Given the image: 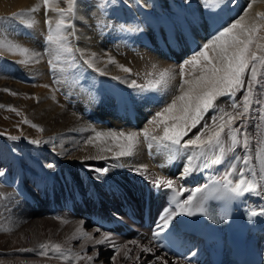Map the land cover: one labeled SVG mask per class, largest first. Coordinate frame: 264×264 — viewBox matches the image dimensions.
<instances>
[{
  "label": "bare ground",
  "instance_id": "obj_1",
  "mask_svg": "<svg viewBox=\"0 0 264 264\" xmlns=\"http://www.w3.org/2000/svg\"><path fill=\"white\" fill-rule=\"evenodd\" d=\"M155 1L159 5L160 1ZM39 2L40 0H0V16L1 14H10L14 17L16 24H28L31 28L35 29L42 27L35 18V14H33L36 13L33 9L37 11L39 8ZM53 2L50 1L49 4L51 5L52 3L53 5ZM169 2H171L175 10L174 19H177L175 22H172L171 17L166 15L165 12L159 20L142 9V6L139 10L138 7L136 8L139 11L138 16L142 18L138 24L144 27V31L135 35L128 34L126 41L133 49L138 52L143 51V53L139 54L136 58L131 56V65L126 62L127 59H117L111 54L108 55L109 53L99 52L101 51L99 48L98 51L92 49L87 52V57L88 55H97L100 58L99 61L94 56L95 60L93 59V61L96 64L109 63V58H111L115 62V67H117L116 69L119 70L120 74L121 72L127 73L123 69L128 68L130 72L127 75H132L133 78H131L137 84L140 83L139 85L146 86L144 89L147 91H142L141 89H127L120 85L99 81L95 85V90L91 91L88 88V91L92 92L93 96H103L108 97L110 100L112 99L113 101L111 100L110 102L113 103V108L109 106L110 103H107L109 104L107 105L108 109L111 108L112 110V115L114 114L115 118H125L127 122L129 116H131L135 120V126L140 123L142 112L144 113L145 110L147 111L151 107H156L157 103V106L165 104L163 99L164 93L171 94L172 98L170 99H173L174 95L179 94V92L172 94L168 88L169 86L167 87L166 85L169 82L171 84L176 78L174 68L168 67V62L171 60L175 61L177 58H180V55L185 58L188 56L186 60L183 59L185 62L192 58L195 53L192 52V54L191 51L199 50L202 42H206L203 41L205 37L211 33L215 35L216 31L220 26H223L226 20L232 21L243 17L245 24H253L256 20L255 17L260 16L259 14L262 15V12H264V0H251V8H246L244 12L241 11L243 0H234V2L233 0H216L211 7L203 4L205 13H202L196 0H191L190 4H187L185 12L177 6L174 0H169ZM121 3L120 1L118 7L121 6ZM122 6L119 12L123 16ZM74 8L76 9V6ZM75 9L74 11L76 12L80 11V9ZM53 10L54 8L51 9V12ZM130 13V17L135 16L133 11ZM27 14H29V17H27ZM237 15L238 17H236ZM2 28L3 25L0 22V53L19 60L25 55L22 57L23 60L26 57L35 63L34 59L36 58H34L28 48L23 43L20 44L18 42H16V47H14V40L17 39H11L6 31H1ZM54 34H57L56 29ZM158 37L161 41L157 40ZM145 40H149L150 45H145L143 43ZM258 41L254 52L257 56H264V29ZM23 49L27 51H22ZM185 62L181 66H184ZM252 63H256L257 81L252 87L253 94L251 96L249 113L245 114L242 118H238L233 125L234 127L241 124L244 125L240 130L242 133H247L249 146L247 149L242 147L244 143V138H242V141H239V144L233 147L231 140L227 138L226 129L223 135V148L225 149L226 147L227 153L231 154L230 159H222V153L217 148V151L208 156L209 162L206 164L202 162L199 172L190 175L188 181L190 186L183 188L185 189L183 194L186 197L197 186L201 187L202 190L206 188L205 185L209 187L212 184H219L224 187L227 181L231 180L232 184L229 187H234L235 183L238 182L239 170L243 167V164L242 161H236L235 172L230 171V165L234 157L239 156L242 152L244 155L247 152L249 156L248 166L244 168L246 178L256 180L261 186H264V180L260 179L262 175L261 162L264 161V142L262 137L264 121V66H261L258 62ZM164 71L168 72V76L159 85H156L155 82L160 80V73ZM184 71L186 79H191L190 76H192L193 72L196 75L200 74L199 67L193 69L190 65L184 66ZM118 72L115 68L112 70L111 74H113V78ZM250 72L251 66L248 79ZM88 78L89 75L85 74L84 79L88 80ZM84 79L82 78V80ZM247 87L246 80L244 87L246 92ZM33 91L40 98V104L36 109L38 114L37 119L45 124L48 132L53 135L55 134L58 138L62 137L63 144L70 145V148L79 145L78 141L81 137L80 147H82V150L80 152L75 151L76 153H72L70 158H65L67 160L71 159L73 163L67 167H62L63 169L56 170V172H53L51 169L42 171L37 164H28L22 159L18 161L13 158L10 152L0 154V168L7 169L5 177L0 178V185H4V187L13 185L10 187L9 194L15 192L21 196L17 212L15 211L17 208L13 209L12 215L14 214L15 218L11 221L10 232L0 235V264H97V259L102 264H149L150 261H154L155 264H163V261L156 260L157 256L163 257L164 260L168 261V264H201L200 261L187 262L186 260L166 255V253H158V249L152 242V239H150V232L148 231L150 225L156 229L157 225L163 224L164 218H166V215L161 214L159 211L160 208L158 209V199L152 200V213L149 226L141 225L136 221L130 222L125 216H119L121 219L114 224L113 230H104L91 221V215L93 213L98 214L97 211H99L100 206L102 208L107 207L109 211L118 213L125 204L130 206L131 208L129 209L136 213V209L140 203L139 195L147 183L150 182L153 185L156 181L172 178V174L176 168L177 171L181 172L182 167L186 163V159H182L183 155H188V152L183 148L170 145V142L167 141L165 142L169 144V148L161 147V144L159 145L158 142L154 141V144L160 146L159 150L156 149L158 154L155 153V159L157 160L156 163L158 162L161 165L159 174L162 176H158L159 179H156L154 176L152 177V175L146 173H144V176L138 169V172L141 174L130 171L131 175L129 178H131V181L134 178L137 180V185L132 186L129 184V179L124 178L125 173L129 171L121 170L111 161V159L115 160L111 155L119 151L115 140L107 136L97 139L93 134L82 133L80 131L82 128H80V123L75 118L73 110L64 108L60 102L61 100L55 97L48 84L43 83L42 80L33 88ZM88 91L87 88L83 92L81 91L83 93L81 97L82 101H87ZM244 95H240V97L235 95L234 100L239 105V108L232 110V112L243 110L242 99ZM149 97L155 98V101ZM216 105L223 109L231 107L228 98L224 97L218 99ZM75 110V113L81 111L78 108ZM212 113V111H209L204 116V120L209 119ZM194 131H196V128H193L188 135L192 137ZM74 133L79 134L78 138H73L72 135ZM139 146L140 142L137 143L132 157L137 158L138 154L141 153L139 149L141 147ZM67 148L61 151L60 155L65 156L69 150ZM195 151L199 152V149H195ZM175 153L179 154L177 159ZM174 157L175 162L172 163L171 159ZM217 160H219V163H216ZM88 166H91V168ZM105 167L109 168L107 174L95 171L96 169ZM253 172L256 173L255 177L252 176ZM137 175H139L138 178ZM24 184L26 189L23 186ZM176 184L179 188L183 187L182 184H178L174 180V185ZM135 191L136 193H134ZM112 192L118 195L117 198L110 197ZM200 193L196 194L197 199L200 198ZM246 195L247 201L258 200L251 205V208L252 210L259 211V206L264 205V196L245 193L244 196ZM35 199L37 200V206L32 207L30 212L20 209L19 205L23 203L27 205L34 204ZM121 203L123 204L122 206ZM169 212L167 210V213ZM254 221L257 227L264 229V217L257 216ZM246 235L247 241L256 250L263 249L264 255V241L258 237L257 232H253L251 228ZM97 240H102L104 243L97 244ZM132 241H137V243L133 244L131 243ZM42 244L48 247L44 255H41L40 250L37 248ZM55 245L60 246L59 251L53 248ZM28 246L33 248V253H30L31 251L23 254L19 252V254L16 253L14 255L6 253L13 249L16 250ZM145 246L151 248L152 251L148 253L143 252L142 249ZM130 249L131 251H129ZM111 255L112 257H110ZM113 256L114 260L111 259ZM89 257H93V259L89 260Z\"/></svg>",
  "mask_w": 264,
  "mask_h": 264
},
{
  "label": "rangeland",
  "instance_id": "obj_2",
  "mask_svg": "<svg viewBox=\"0 0 264 264\" xmlns=\"http://www.w3.org/2000/svg\"><path fill=\"white\" fill-rule=\"evenodd\" d=\"M50 1L55 2H53V5L52 3L51 5L49 4L46 8L44 5V0H40V5L38 6L39 8L37 9V11H34L36 12L33 13L35 14V18L37 19L38 23L42 26L37 27L36 29L33 27L31 28L28 24L16 25L14 17H12L10 14H1L0 16V22H2L3 25L1 31H6L9 37H11V39H17H13L15 42L13 43L14 47H16V42L20 44L23 43V45L28 48L34 58H36L34 59V63L33 60L30 61L29 58L26 57L23 60L22 57H24L25 55L22 56L19 60L15 59L14 57L10 58L5 54L0 53V150H4L0 151V154L10 152L13 158H15L16 160L19 161L22 159L28 164H37V166H39L42 171H45L49 170V168L46 167V165L49 163L54 164L55 167H67L68 165L72 164L73 161L71 159L67 160L65 158H70V155H72V153H76L77 151L80 152V150H82V147H80L81 137L78 141L79 145L74 146V148H70V145L63 144L62 137L58 138L57 136H55V134L53 135L52 133L48 132L45 127V124H43L39 119H37L38 114L36 109L40 104V98L34 93L33 88L37 86L38 83L42 80L43 83L48 84L55 97L61 100L60 102L63 104L64 108L66 107L71 111L73 110V114L75 118H77V121L80 123V128H82L80 130L82 133H89L96 136L97 132L107 133L109 131H115L119 133L120 131H123L124 133H129L133 131L138 134L137 141L140 142L139 147L141 148L139 149L141 153L138 154L137 158H134V156H130L125 158L121 157L120 159L115 160L111 159V161H113L112 163L116 164V166H118L121 170L124 169V171H131L132 168H136L143 174L146 173L152 175V177L154 176L155 178L161 177L162 175L159 174L161 168L159 163H156L157 160L155 159L156 154H158L156 149L159 150L160 146L154 144V141L158 142L159 145L161 144V147H163V143L167 142H161L159 140L152 139V137H162L164 125L160 122L150 123L149 121L153 119L156 112L162 110V107H164L166 103H169L171 101L170 98H172V95L165 94V97H163V99L166 101H164L165 104L159 107H151L148 111L142 113V115L140 116V123L137 126H129L128 124H125L128 123L125 118H115V116H113L114 114L112 115L111 108H113V103L110 102L112 99L110 100L108 97L103 96L96 97L93 96L92 92L88 91V88L91 91L93 89L95 90V86L92 87V81L93 79L97 78L98 80L94 81L95 84L96 82H99V79H103L102 81L104 82H113L111 84H114L116 82L120 83L127 89H138L129 87L130 82L133 80L132 75H127L129 74L128 72H121L120 74V72H118L119 70L116 69L117 67H115V62H105L101 65L96 64L93 59L95 60L96 58L97 60H99L100 58L97 55L96 56L98 58L95 55H88L87 57V52L91 51L92 49H94L95 51H98L100 49L101 51L99 52H104L107 54L109 53L108 55L111 54L117 59H127L126 62L131 65L130 57L132 56L133 58H136L137 56H139V54L143 53V51L138 52L133 49V47L128 45L126 41L128 34H137L131 32V29L135 24L139 22V20L142 19L140 18V16H138V10L140 9V7H138V10H136V6L135 8H131L128 7L126 4L123 5L121 3L120 5H123L122 10L125 14V19L123 20V22L121 21V19H118L115 15L116 13H118L119 17H121V13L119 12L121 6H118L120 1L122 0L117 2V10H113V12L109 10V13L111 15L101 10H98V7L99 5H101V7L103 8L111 9L113 6H115L114 0H76L73 7L76 6V9H80L81 15L79 10L78 12L74 11V13L71 14L67 12V8L69 6L68 0H49V3ZM123 1L125 3V0ZM133 1L134 0H129V3H132L134 6ZM159 1V5L156 4V1L154 2V0H152L153 3H151V0H141V3H143V5H147L146 8L149 9L152 13H154V15L156 14V10L153 9L152 6L156 4L157 6L162 7L163 13L165 12V14L171 17V21L175 22L177 19H174L175 13L173 14V11L170 8L171 2H169V0ZM167 1L170 3V5ZM206 1L210 3L211 0ZM175 2H177V4L181 7L184 6L183 0H175ZM250 2L251 0H243L241 9L242 12H244V10L248 8ZM185 6H187L186 3ZM51 7L54 8L52 12L51 9L53 8ZM59 8L65 9L63 15L66 18L67 23L61 29L62 38L60 39V41L58 43L48 42L47 36L49 34V25L45 22L46 14L47 18L52 21L51 31L53 32L52 34L55 36L56 34L54 33L56 29V21L61 18L60 14L56 11V9ZM186 8L180 9L185 12ZM131 11L135 13L134 17H130ZM202 13H205V11L202 10ZM262 13V15L259 14L260 16L255 17V23L246 24L248 26H255V28L258 29V31L256 32V40L251 46L253 51L256 50V44L259 42L258 39L261 38L262 30L264 29V12ZM160 16L162 17V14ZM27 17H29V14H27ZM161 17L156 18L160 20ZM236 17H238V15ZM232 21L229 20L228 23H226L225 25H229ZM121 23H126L128 25L129 30L117 31ZM53 28H55L54 31ZM70 32L72 33V35H68ZM213 34L214 33L209 34L210 36L207 35V38L205 37L203 41H208V39L214 37ZM203 44L204 43L202 42V45ZM199 50L197 49L193 53H197V51ZM183 57L184 56L180 55V58H177L175 61L171 60L170 62H168V67L174 68V74L176 77H174L175 82L173 81L171 82V84L170 82L166 84L167 87L169 86L168 88L171 90L172 94L179 92L178 88L182 79L179 75L180 66L182 65V63L184 64V60H186L188 56L186 58ZM85 61H87L88 63H85ZM89 64H91L92 67H89ZM250 66L251 63L245 73V83L246 80L248 81V73L250 70ZM114 68L118 72V75L115 74L117 78H115L116 76L113 78V74H111ZM76 71L81 72V74H77ZM101 72H103L104 74L101 75ZM85 74L89 75L88 80L84 79ZM78 77L81 80L83 78V82H88H86L85 84L79 83L81 82V80L78 79ZM184 78L186 79L187 77ZM90 83L92 84L90 85ZM139 84L140 83H138V85ZM253 86L254 84L252 85V87ZM85 88H87L88 91L87 101H82V92ZM246 93L247 92L245 88H243L234 95H238L240 97V95H244ZM218 99L216 100V102L218 101ZM107 103H110V105ZM107 105L111 106V108L109 107L110 109H108ZM77 108L81 111L75 113V109ZM225 110L232 111L235 109L229 107ZM204 121H202L201 124L196 128V131L193 132L192 137H194V135L200 130ZM206 121H208V119ZM169 123H171V121H169ZM145 130L148 132V140H145L144 138ZM240 132L242 133L241 130ZM241 133H238L239 141H242V138H244ZM72 136L73 138H78L79 134L74 133ZM189 137V135L184 137V141L189 139ZM184 141H182V143ZM149 144L152 145L151 148H149ZM65 148H67V150L69 149L68 153L65 156L60 155V152L65 150ZM154 149L156 152L154 151ZM11 151L15 152L18 155V158L15 157ZM224 151H227L226 147ZM116 154L117 152L111 155V157L114 159ZM228 155V159H230L231 154ZM239 156L243 157L244 153H240ZM138 157L140 160L138 159ZM124 160L127 162H125ZM196 165L197 162H193L194 171L196 169ZM55 167L54 169H51L53 172H56V170H58L55 169ZM176 176L178 175L176 174ZM172 178L177 183H179L176 178ZM188 181L189 180H187L186 182ZM135 184L137 185V183ZM0 187V226H2L0 227V235H4L10 232V228L12 225L11 221L15 218L14 214L12 215L13 209L17 208L15 210L17 212L19 208L18 202L20 199L18 200V196H16L15 194H9V189H5L4 185H0ZM187 187L189 186H185V188ZM134 193H136V191ZM26 205V203L19 205L20 209L26 212H30V210H32V207L30 208ZM10 217L12 218L10 219ZM37 248L40 250V254H46V250L48 247L46 246L42 248L41 245H39ZM20 249H31V252L20 251ZM19 252L21 254L25 252L33 253V248L31 246L21 247L16 250L13 249L11 251H8L6 253L9 255H14L16 253L19 254ZM110 257H112V255Z\"/></svg>",
  "mask_w": 264,
  "mask_h": 264
},
{
  "label": "snow or ice",
  "instance_id": "obj_3",
  "mask_svg": "<svg viewBox=\"0 0 264 264\" xmlns=\"http://www.w3.org/2000/svg\"><path fill=\"white\" fill-rule=\"evenodd\" d=\"M76 0H68V13H74V3ZM115 2V0H114ZM186 4H190L191 0H184ZM234 2V0H233ZM125 4L128 7H132L133 4L129 3V0H125ZM44 5L47 8L49 0H44ZM134 6L141 7L147 5H141V0H134ZM251 4L248 5L251 8ZM36 11V9H33ZM56 11L60 14V19L56 21L57 34L54 36L51 32L52 21L47 18L46 23L49 25V34L47 41L52 43H58L62 38L61 29L66 25L67 21L64 17L65 9L59 8ZM18 18V17H17ZM121 30H127L128 25L121 23L119 25ZM134 33H142L144 27L140 24H135L132 29ZM258 29L255 26H248L243 22V17H239L229 25L223 26L217 31L214 37L206 41L201 49L194 54V56L185 62L184 66L190 65L193 69L199 67L200 74L196 75L192 73L191 79H185L186 73L184 66H181L179 75L181 76V83L179 85L178 95H174L169 103H166L162 110L155 113V116L150 123H163V136L152 137V139L159 140L161 142H170L172 146H178L188 152L186 157V163L181 169V175L179 179H184L185 174H190L193 170V162L200 157H207V155L219 148L220 152L223 153L224 138L223 135L227 129V138L231 140L233 147L239 144L238 133H240L241 127L244 125L234 127L238 118H242L245 114L249 113L251 96L253 93L252 85L257 81V67L258 62L261 66H264V56H257L252 50V45L256 40V32ZM68 35H72L69 33ZM22 51H27L23 49ZM113 61L109 58V63ZM85 63H88L85 61ZM251 63V72L247 81V94L243 96V110L242 111H227L223 108L218 107L215 102L218 98L228 97V102L232 109H238L239 105L234 100V94L245 87V73ZM89 67H92L89 64ZM125 72H130V69L124 68ZM101 75L104 73L101 72ZM168 76V72L164 71L160 73V80L156 81L155 84L159 85L165 77ZM129 87L143 89L141 85H138L135 80H132ZM155 90V89H153ZM259 102V101H257ZM212 111L214 114L209 117L208 121H204L200 130L194 135L184 141V137L188 136L189 132L193 128H197L198 125L204 120V116ZM171 121V123H169ZM244 136L243 148L247 149L248 136L247 133H241ZM137 133L129 132L119 133L115 131H109L107 133L97 132L96 138L110 137L116 141L119 151L117 152L114 159H120L121 157H130L133 155V151L138 143ZM144 138L148 140V132L144 131ZM182 141H184L182 143ZM164 148H169V144L163 143ZM152 145L149 144V148ZM195 149H199L196 152ZM236 161H242L243 167L239 170L238 182L235 183L234 187H229L232 184L231 180H228L224 185V191L220 192L215 197L217 200L224 202L225 213L220 219H229V206L240 197H243L245 193L254 194L256 196H264V186H261L256 180L248 179L245 176L244 168L248 166L249 156L247 152L243 157L236 156L230 165V171H236ZM219 163V160L216 161ZM262 163L260 176L261 180H264V161ZM49 169H54L55 165L49 163L46 165ZM91 168V166H88ZM144 167V166H140ZM99 173L107 174L109 171L108 167L102 169H96ZM136 174H141L136 168H132ZM7 169L0 168V178L5 177ZM252 176L255 177L256 173L253 172ZM174 180L172 178L159 180L154 182V186L160 189L162 185H166L165 190H171V203L175 205V211L172 213L173 216L183 214L187 217H193L197 214L208 216L209 211L205 207V201L208 199L207 196H202L197 199V193L202 191L201 187L197 186L190 194L184 199H178L177 197L183 193L185 189H181L178 193L173 187ZM207 187V185H205ZM260 210L255 209L248 211L245 209L246 217L251 220L253 217H264V205L259 206ZM214 218V217H213ZM170 224L169 218H164L163 224H158L157 228L153 232L152 240L158 245L162 244L159 237L164 233ZM111 235V234H108ZM107 238V237H106ZM97 244L104 243L102 240H97ZM131 243L136 244L137 241ZM46 247V245H41ZM59 245H55L54 248L59 251ZM20 251H31V249H20ZM118 251V248H117ZM131 251V249L129 250ZM143 252H151L152 249L145 246L142 249ZM44 253H41L43 255ZM98 255V250H97ZM190 255H196L195 250ZM93 257H89L92 260ZM114 260V256L112 258ZM156 260L163 261V264H168L167 260L163 257L157 256ZM97 264H102L98 261ZM149 264H155L154 261H150Z\"/></svg>",
  "mask_w": 264,
  "mask_h": 264
}]
</instances>
